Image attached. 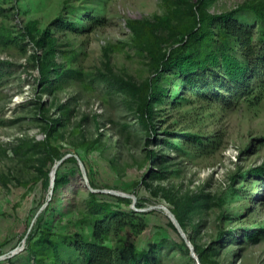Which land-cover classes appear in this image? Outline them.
I'll return each instance as SVG.
<instances>
[{
  "label": "rangeland",
  "instance_id": "374dc122",
  "mask_svg": "<svg viewBox=\"0 0 264 264\" xmlns=\"http://www.w3.org/2000/svg\"><path fill=\"white\" fill-rule=\"evenodd\" d=\"M195 1L0 0V25L16 40L15 45H0V60L8 61L0 64V264H34L29 250H36L41 235L37 219L51 232L75 231L73 223L90 212V192L143 219L144 229L128 240L138 247L152 243L151 264H201L190 238L203 248L214 242L217 254L211 259L216 264H264V183L248 173L264 165V99L227 107L167 76V96L154 105L158 140L145 144L132 95L106 81L108 76L136 83L151 78V59L133 28L141 31L155 16L183 22ZM257 1L207 0L206 10L218 14ZM240 14L256 37L261 23L248 9ZM58 18L68 23L84 18L77 30L55 33V60L79 75L64 89L44 94L32 47L20 34L29 21L43 29ZM58 105L70 112L62 116ZM41 114L64 122L51 136L62 158L48 172L46 186L34 146L45 135ZM186 134L198 136L202 144L184 140ZM150 150L167 159L150 162ZM160 167H166L165 178L152 179ZM59 174L69 180L54 188ZM198 194L209 195L203 223L196 232L188 226L186 232L178 230L168 216L170 202ZM116 197L129 201L120 203ZM245 230L257 233V240L246 239ZM221 231L233 234L224 242L217 239ZM108 239L116 242L113 234Z\"/></svg>",
  "mask_w": 264,
  "mask_h": 264
},
{
  "label": "trees",
  "instance_id": "16d2710c",
  "mask_svg": "<svg viewBox=\"0 0 264 264\" xmlns=\"http://www.w3.org/2000/svg\"><path fill=\"white\" fill-rule=\"evenodd\" d=\"M206 1L196 0L189 5L183 22H172L168 16H155L151 21L144 22L141 31L133 28L138 42L151 59L154 72L151 78L140 83L115 76L106 79L108 83L132 95L134 100L131 108L138 124L146 132L145 144L158 140L155 136L157 120L154 105L167 96L168 86L164 83L167 76L171 75L175 81L182 83V88L188 87L186 90L197 96L215 99L227 107L240 102L255 105L264 99V0L218 14L206 10ZM244 8L262 25L263 29L256 37L249 28V22L240 14ZM83 20L81 18L77 22L68 23L58 18L51 27L43 29L38 27L37 21L32 20L22 27L20 37L26 39L32 47L41 93L53 94L76 81L79 73L55 60V33L67 29L77 30ZM15 44L11 32L0 25V45ZM21 51L24 55L25 50ZM4 63L8 64V61L0 60V64ZM58 108L62 116L70 112L64 105H58ZM40 116L45 123V135L34 146L40 154L37 170L44 177L46 186L48 172L62 158L59 146L52 144L51 136L57 126L64 125V122L60 117L49 119L42 114ZM184 137V140L202 144L194 134H186ZM159 142L167 148L179 149L167 140ZM147 157L150 162H163L167 159L165 155L152 150L147 153ZM165 168H158L150 177L165 178L167 172L162 171ZM248 173L264 183V165L253 167ZM68 180L67 174L56 175L54 188L65 185ZM116 200L120 203L129 201L121 197H116ZM208 203V194H198L183 200H173L169 208L184 232L187 226L196 232L201 221L203 223L201 216ZM87 204L90 209L88 216L74 222L75 231L70 233L51 232L48 225L41 227V218L37 219V229H41V235L35 244L36 250H33L34 246L29 250L34 264H151L150 256L155 250L152 243L146 242L138 247L134 241L128 240L129 236L137 237L145 226L143 219L134 210L99 201L92 192L89 193ZM54 211L48 213V219L55 218ZM169 224L174 228L171 222ZM110 234L116 239L114 244L108 239ZM232 234V231H221L217 239L225 242ZM243 235L253 242L258 236L247 230ZM189 240L201 264H216L211 259L217 254L212 245L214 242L203 248L194 243L192 238ZM157 245L162 244L160 242Z\"/></svg>",
  "mask_w": 264,
  "mask_h": 264
},
{
  "label": "water",
  "instance_id": "95a60500",
  "mask_svg": "<svg viewBox=\"0 0 264 264\" xmlns=\"http://www.w3.org/2000/svg\"><path fill=\"white\" fill-rule=\"evenodd\" d=\"M55 168H56V165H54L52 169H55ZM168 216L170 217V219H171L172 223L174 224V226H175L178 230H180L181 228L179 227V225H178V223H177L175 217H174L170 212L168 213Z\"/></svg>",
  "mask_w": 264,
  "mask_h": 264
}]
</instances>
